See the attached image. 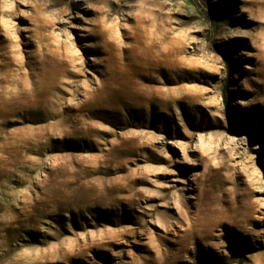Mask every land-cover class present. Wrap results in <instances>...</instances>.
<instances>
[{"label":"rangeland","instance_id":"374dc122","mask_svg":"<svg viewBox=\"0 0 264 264\" xmlns=\"http://www.w3.org/2000/svg\"><path fill=\"white\" fill-rule=\"evenodd\" d=\"M0 264H264V0H0Z\"/></svg>","mask_w":264,"mask_h":264},{"label":"bare ground","instance_id":"6f19581e","mask_svg":"<svg viewBox=\"0 0 264 264\" xmlns=\"http://www.w3.org/2000/svg\"><path fill=\"white\" fill-rule=\"evenodd\" d=\"M238 12H240V11H238ZM238 16H240L242 19H244V21H246L247 19L245 18V16H244V14H243V12H241V14L240 15H238ZM250 21V20H249Z\"/></svg>","mask_w":264,"mask_h":264}]
</instances>
